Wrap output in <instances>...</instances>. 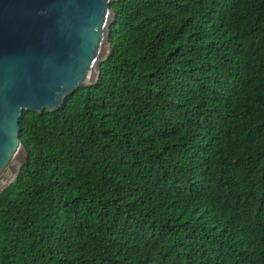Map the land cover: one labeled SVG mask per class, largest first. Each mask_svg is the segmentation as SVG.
<instances>
[{
  "label": "trees",
  "instance_id": "obj_1",
  "mask_svg": "<svg viewBox=\"0 0 264 264\" xmlns=\"http://www.w3.org/2000/svg\"><path fill=\"white\" fill-rule=\"evenodd\" d=\"M109 6L98 82L19 118L0 264H264V0Z\"/></svg>",
  "mask_w": 264,
  "mask_h": 264
},
{
  "label": "water",
  "instance_id": "obj_2",
  "mask_svg": "<svg viewBox=\"0 0 264 264\" xmlns=\"http://www.w3.org/2000/svg\"><path fill=\"white\" fill-rule=\"evenodd\" d=\"M114 1L0 0V193L26 160L22 111L57 109L98 77Z\"/></svg>",
  "mask_w": 264,
  "mask_h": 264
},
{
  "label": "clouds",
  "instance_id": "obj_3",
  "mask_svg": "<svg viewBox=\"0 0 264 264\" xmlns=\"http://www.w3.org/2000/svg\"><path fill=\"white\" fill-rule=\"evenodd\" d=\"M113 9V8H112ZM114 10V9H113ZM115 11V10H114ZM116 12V11H115ZM116 16V15H115ZM115 19V18H114ZM262 39V43H264V35L261 37ZM109 42H110V34H109ZM111 43V42H110ZM110 51H111V44H110ZM248 50H245L243 48H241L237 42L236 39H234V41L230 44L229 47H226L224 52L222 53V59L224 60V64L225 66L230 70L232 71L233 73H235L236 75H239V74H243L244 71H245V61L243 60V56L247 53ZM108 58V57H107ZM218 65V64H217ZM219 67V66H218ZM100 69V72H99V75L96 79L93 80V82L90 84V85H93V84H96L100 78V75H101V65L99 67ZM259 72L261 74V76L264 77V69H263V66L261 64V61H259ZM129 73H133V70L130 71ZM115 76V75H114ZM118 76V75H117ZM113 78V75L111 76L110 74V81L109 83L111 82V79ZM104 80V78H102V80L99 82L101 83L102 81ZM117 80V79H116ZM90 85H81V86H78V87H82V86H90ZM220 87V88H225V89H231V88H242V82L239 78H235L227 83H224V84H220V85H214V86H208V87ZM208 87H205V88H208ZM241 91V90H240ZM61 108V106L57 109H54L52 111H49V112H54V111H57ZM44 111V110H43ZM42 111V112H43ZM41 114V113H40ZM63 118L64 119H67L66 116L63 115ZM18 137L21 141V138L19 136V130H18ZM22 142V141H21ZM23 144V143H22ZM24 145V144H23ZM25 147V146H24ZM26 149V152H27V155H26V160L23 162V164L21 165V167L19 168L18 172H17V175L20 171V169L23 167V165L28 161L29 159V156H28V150L27 148L25 147ZM16 175V176H17ZM16 178V177H15ZM11 183V182H10ZM239 236H240V230H239ZM239 240V239H238ZM240 241V240H239Z\"/></svg>",
  "mask_w": 264,
  "mask_h": 264
}]
</instances>
